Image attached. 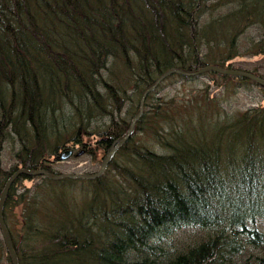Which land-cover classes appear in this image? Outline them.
I'll return each mask as SVG.
<instances>
[{
    "label": "trees",
    "instance_id": "16d2710c",
    "mask_svg": "<svg viewBox=\"0 0 264 264\" xmlns=\"http://www.w3.org/2000/svg\"><path fill=\"white\" fill-rule=\"evenodd\" d=\"M208 65L264 79V0H0V194L18 169L60 174L68 150L99 167L147 88ZM253 86L264 99L248 79L171 75L101 177L16 178L18 264H264V103L224 104Z\"/></svg>",
    "mask_w": 264,
    "mask_h": 264
},
{
    "label": "water",
    "instance_id": "95a60500",
    "mask_svg": "<svg viewBox=\"0 0 264 264\" xmlns=\"http://www.w3.org/2000/svg\"><path fill=\"white\" fill-rule=\"evenodd\" d=\"M206 72H213V73H217V74L223 75V76H232V77L248 79V80L254 82L255 84H257L258 86L264 88V80L263 79L255 76L251 73L244 72V71L222 69V68H219L216 66H211V65L205 66L202 69L192 71V72L185 71L182 69H172V70L167 71L163 75H161L152 86H150L149 88H147L144 91V93L141 96V99L139 101V110H138L137 114L135 115V117L133 118L128 131L126 132V134L123 137H121L117 141L116 145L104 156V158L102 159V161L100 163L99 168L97 169V171L95 173H93V174H83V173H78V174H72V173L52 174V173H49L45 170L33 171V170H26L23 168L16 170L13 173V175H11V177L8 179V181L6 182L2 192L0 194V233H1L3 243H4V247H5L7 254L9 256V259L11 261V264H18V260H17L16 254H15V251L13 249L10 234H9L8 229H7V227L3 221L2 210H3L5 198L8 194L9 188H10L11 184L15 181L16 178H18L19 176H22V175L25 177L42 176V177H44L50 181H61V180H65V179H69V180H93V179L101 177L103 175V173L105 172L107 165L109 164L114 152L130 137L136 120L142 114L143 104H144V101L146 99V96L151 91H153L161 81H163L165 78H167L171 75L176 74V75H180V76H184V77H193V76H197V75H200V74H203ZM70 155H71V151H65L60 155L59 160L65 161L70 157Z\"/></svg>",
    "mask_w": 264,
    "mask_h": 264
},
{
    "label": "rangeland",
    "instance_id": "374dc122",
    "mask_svg": "<svg viewBox=\"0 0 264 264\" xmlns=\"http://www.w3.org/2000/svg\"><path fill=\"white\" fill-rule=\"evenodd\" d=\"M237 61H239L240 63H244V65H247L246 67H248L250 65L255 64L259 60H258V57L257 58L247 57V58L237 59ZM261 66H262L261 71L264 72V69H263L264 65H261ZM243 68H245V66H243ZM261 79H263V77ZM202 80L200 79L197 84L193 83V84H188V85L165 84L163 93H168L169 95H172L173 93L175 94L176 92L179 94V96L187 95L188 93H190L191 90H195L197 88L202 87L203 85ZM258 89H259L258 87L253 86V87H250L249 91L245 90V87L236 89L235 91L231 90L233 93L226 97L224 104L226 103L227 107H229L231 110L236 111V110H243L244 108L246 109L247 107L251 105V103H254V104L264 103V99H260L257 96ZM71 155L66 161H63V163H66V164H63L61 166H56L53 169V171L56 173H72L74 171L76 174L78 173L86 174L89 171L94 172L96 169L99 168V167H94L95 168L94 169L93 167H91V163H89L90 161L88 159H80L79 161L72 160ZM8 158H9V155L7 153L5 154L4 159H8ZM35 181H36V178L29 179L26 181L25 185L27 187H31Z\"/></svg>",
    "mask_w": 264,
    "mask_h": 264
},
{
    "label": "bare ground",
    "instance_id": "6f19581e",
    "mask_svg": "<svg viewBox=\"0 0 264 264\" xmlns=\"http://www.w3.org/2000/svg\"><path fill=\"white\" fill-rule=\"evenodd\" d=\"M196 71V70H195ZM1 91V90H0ZM224 95V94H223ZM30 105V104H29ZM3 113V112H2ZM58 115V114H57ZM52 116V115H51ZM58 117V116H57ZM56 117V118H57ZM8 118V117H7ZM24 121V120H23ZM27 121V120H26ZM29 122V121H28ZM26 123V122H25ZM36 123V122H35ZM26 125V124H25ZM28 126V125H27ZM7 127V126H6ZM20 127V126H19ZM13 128V127H12ZM19 129V128H18ZM25 129H26V127H25ZM94 130H96V129H94ZM10 131H12V130H10ZM15 131V130H14ZM133 131V130H132ZM22 132V131H21ZM4 133V132H3ZM16 133H17V131H16ZM93 135V134H92ZM100 136V135H99ZM98 136V137H99ZM2 137V136H1ZM17 137V136H16ZM18 138V137H17ZM93 138V137H92ZM4 139V138H3ZM96 139V138H95ZM10 140V139H9ZM18 140H19V138H18ZM1 141H2V139H1ZM3 141H5V139L3 140ZM3 146H5V145H3ZM0 147H2V146H0ZM110 149V148H109ZM69 151V150H68ZM72 156V155H71ZM113 156V155H112ZM91 161V160H90ZM86 162V161H85ZM12 163V162H11ZM90 163V162H89ZM12 166V165H11ZM15 166V165H14ZM18 167V166H17ZM49 167V166H48ZM26 169V168H25ZM39 169V168H38ZM27 170H29V169H27ZM46 170V169H45ZM96 171V170H95ZM88 174H90V173H88ZM21 177V176H20ZM26 183V182H25ZM30 209V208H29ZM28 210V209H27ZM26 210V211H27ZM253 223V222H252ZM264 228V227H263ZM242 229V228H241ZM193 230V229H192ZM259 232V231H258ZM186 233V232H185ZM198 233H196V235H197ZM194 235V234H193ZM190 238H191V236H190ZM240 239V238H239ZM193 240H194V238H193ZM16 252V251H15ZM172 259V258H171ZM175 260V259H174ZM64 263V262H63Z\"/></svg>",
    "mask_w": 264,
    "mask_h": 264
}]
</instances>
